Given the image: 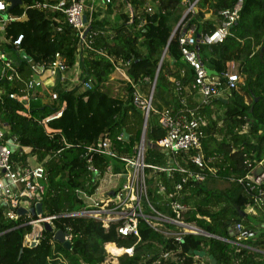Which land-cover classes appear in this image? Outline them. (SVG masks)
Masks as SVG:
<instances>
[{"label":"trees","instance_id":"16d2710c","mask_svg":"<svg viewBox=\"0 0 264 264\" xmlns=\"http://www.w3.org/2000/svg\"><path fill=\"white\" fill-rule=\"evenodd\" d=\"M128 1L133 11L132 22L110 28L101 21L89 22L86 37L91 45L80 53L78 33L61 12L30 10L23 21L9 22L6 27L8 41L24 36L21 47L35 63L46 65L55 53L63 56L69 69L78 62L81 81L69 90L59 84L55 88L58 100L54 104L32 103L26 116L19 114L24 110L23 105L9 98L11 93L22 95V85L17 81H0L5 91L0 97V127L30 150L22 154L14 150L12 157L21 167L27 165L30 156L44 164L43 211L45 216L57 217L54 230H44L37 245L30 247L23 244L24 235L31 231L30 226L22 225L25 218L7 220L0 209V264H103L108 243L134 249L133 256H120L118 264H201L204 259L208 264H264V215L258 208L257 216L247 214L254 204L255 192L237 182L252 174L264 160V54L262 59L259 57L264 47V0H243L239 20L221 44L207 46L197 42L195 48L200 58L207 69L220 76L224 86L229 63L235 64V72L243 78L239 89L226 101L217 98L205 107L197 99L194 72L184 62L178 40L193 27L197 40L213 33L222 23L220 12L232 8L237 0ZM46 2L52 0H22V6L9 13L20 17L25 7ZM194 3L196 10L188 12ZM208 13L211 19L206 18ZM91 33L94 35L90 37ZM1 47L7 53L12 50L7 43H1ZM116 67L123 69L146 97L155 82L152 96L155 110L169 109L175 113L181 109L180 98H183L188 107L198 108L206 119L202 149L207 167L201 170L184 162L181 166L203 173L215 185L188 179L182 184L181 196L177 199L191 207L185 213V221L194 223L209 236L186 235L178 242L140 219L137 242L136 238L119 235L117 224L105 229L94 219L63 217L82 209L77 190L91 194L99 187V180L88 171L84 148L107 135L117 154L131 156L133 147L141 139L143 112L130 104L133 87L111 78ZM16 71L23 79L35 75L26 60L20 61ZM172 79L179 82L181 97ZM85 82L91 83L90 89L83 88ZM62 102L65 107L61 117L47 122L52 130L49 134L42 121L58 112ZM124 133L129 137L127 140ZM164 135L157 114L151 112L145 134L146 141L152 144L146 150L147 164H167L166 156L155 147ZM94 164L102 177L110 165L114 173L119 171L117 164L101 156L94 159ZM146 173L152 206L158 213L173 217L170 204L176 198L170 194L185 175L175 172L167 177L166 173L151 169ZM156 179L165 186L163 196L156 192ZM218 181L226 185L217 187ZM236 222L257 228L255 239L248 244L263 253L248 249L235 252L231 244L218 239L229 238L228 228ZM68 227L72 234L69 247L54 239L56 231H66Z\"/></svg>","mask_w":264,"mask_h":264},{"label":"built area","instance_id":"2783aa9c","mask_svg":"<svg viewBox=\"0 0 264 264\" xmlns=\"http://www.w3.org/2000/svg\"><path fill=\"white\" fill-rule=\"evenodd\" d=\"M104 1L109 2L110 0ZM194 5L195 3L190 6V11L192 12ZM242 5L243 0H237L232 8L221 11L222 23L220 26L213 33L204 35L201 40L195 38L194 27L188 32L182 33L179 37L178 42L182 58L194 72L195 84L198 86L199 96L197 95V99L200 100L201 107L208 106L217 98L227 99L231 96L232 92L239 89V85L243 82V78L240 75L227 70L224 75L226 79L224 86L220 76L208 72L205 63L195 48L197 42H201L207 46L221 44L230 34L232 26L239 20ZM8 8L9 3L6 0H0V81L6 79L8 81H17L22 85V95L11 93L9 94V98L23 105L24 110L20 111L19 114L26 116L30 109V102L36 99L33 94L47 85L51 84L53 87L49 92L51 100L53 102L58 100V94L55 90L56 81L64 82L65 75L70 69L60 53H55L46 65L35 63L30 58V60L26 61L30 64L31 70L35 75L23 79L21 74L16 71L19 65L16 66L13 59L19 63L25 60L21 57V54L25 53L21 47L24 36L19 35L14 41H8L5 38L8 23L23 21L30 10L43 12L46 9H51L61 12L68 24L78 33L80 40L78 53L84 48H89L91 41L86 37L88 23L83 17L84 0H52L50 3H36L35 5L25 7L24 13L20 17L11 15ZM149 11H151V8H149ZM93 35L92 33L89 34L90 37ZM1 43L10 44L12 47L11 52H5L1 47ZM75 66L79 67V63L77 62ZM115 71L122 72V77L134 89L129 95L131 106L143 112L144 122L141 139L133 147V154L131 156L117 154L113 150L111 138L107 135L100 136L95 144L86 146L84 152L88 171L92 172L99 181L106 182L108 178L109 180L116 178L121 179L122 183L113 187L109 186L105 190H99L98 187L91 194L77 190L76 194L82 201V209L68 212L63 217L94 219L100 221L105 229H108L111 224H117L116 231L119 235L136 238L137 242L140 240L138 229L140 219L154 230L164 234L166 237H173L178 242H181L182 238L186 235L209 236L197 228L194 223L185 221V213L190 211L191 207L177 199L181 196L182 184L188 179H194L202 183L207 180L203 173H195L181 166V162H184L185 164L190 163L201 170L207 167L202 149V140L205 137L204 128L207 125L206 119L199 114L198 108L188 107L183 98H180L181 109L175 113L169 109L162 111L155 110L152 107L153 86L149 96L146 97L132 83L123 69L116 67ZM172 81H174L177 93L181 97L179 82L175 79H172ZM83 88L90 89L91 83H83ZM3 94H5V91L1 87L0 82V97ZM64 107L65 103L62 102L58 112L42 121L47 133H52V130L47 127V122L60 118ZM151 112L157 114L158 123L165 130V135L155 145L167 158V164L163 166H152L145 161L147 150L145 134ZM24 149L26 147L20 145L17 137L7 133L4 128L0 127V209L4 211L7 220L18 221L21 217L25 218L22 225L30 226L31 231L24 235L23 244L24 246H30L33 242H39L45 230L44 224H49L54 230L53 222L57 217L45 216L44 211L38 215L29 212L30 209H34L39 203L43 206V198L46 192V177L43 163L36 161L33 165L27 160V165L23 167L16 164L12 155L17 151L22 154L25 152ZM189 153L191 154L189 155ZM98 156L117 164L119 171L114 173L113 166L110 165L106 168L104 177H102L94 164V159ZM258 167L263 168L260 174H256L255 170L245 178L237 180L238 183L249 188L251 192H255L253 196L254 204L247 210V214L249 215H256L257 208L264 213V160ZM147 169L164 172L167 177H171L175 172L185 175L182 183L175 186V192L170 194V197L176 198L170 204L174 214L173 217L158 213L152 206L147 192ZM111 192H114V194H111ZM156 192L160 196L165 195L166 192L165 186L159 180L156 181ZM20 209L26 210V214L21 215L19 213ZM198 217L200 218V216ZM205 219L208 220V218ZM62 232L64 233V239L71 242V228L68 227L66 231ZM256 234V230L241 222H236L228 228L229 238L218 239L231 244L235 252L248 249L263 253L248 244L249 240L255 239ZM109 244H113L120 251V254L108 251L107 245ZM105 252L107 257L103 264H117L120 256H133L134 249L133 247H119L117 243H108L105 245Z\"/></svg>","mask_w":264,"mask_h":264},{"label":"crops","instance_id":"0c3cea01","mask_svg":"<svg viewBox=\"0 0 264 264\" xmlns=\"http://www.w3.org/2000/svg\"><path fill=\"white\" fill-rule=\"evenodd\" d=\"M83 17L87 23L101 21L105 24V26L110 28V27L121 25L122 23L130 24L133 18V11L131 8V4L129 3L128 0H110L109 2H106L104 0H84V16ZM233 64L234 63L228 64V71L235 72V64L234 65ZM212 74L216 75L215 73H212ZM115 76L122 77V72L115 71L112 74V77L114 78ZM80 79H81V70L78 66H75L66 73L64 82L56 81V86H59V84H61L62 88L67 89L65 88L67 86L65 84L66 81H69L71 84H73V83H80L81 81ZM50 86L52 87L51 84ZM31 104L32 102H30V107H31ZM24 151L25 153H28L30 150L29 148H26L24 149ZM32 158L36 161L35 157H29L28 160L30 161ZM208 181H211V180L208 179L206 183ZM214 184L215 183L211 181V184H207V185L214 186ZM257 214H258V211H257ZM257 214L252 215V216H257ZM262 214L264 215L263 212Z\"/></svg>","mask_w":264,"mask_h":264},{"label":"water","instance_id":"95a60500","mask_svg":"<svg viewBox=\"0 0 264 264\" xmlns=\"http://www.w3.org/2000/svg\"><path fill=\"white\" fill-rule=\"evenodd\" d=\"M6 1L9 3V8H8L9 11L13 10L14 8H16L17 6H20V5L22 4V0H6ZM188 12H189V11H188ZM188 12H187V13H188ZM187 13L184 15V17L187 15ZM184 17H183V18H184ZM183 18H182V19H183ZM178 26H179V25H178ZM178 26L175 28V30H174V32L172 33V36H171L170 39H172V37H173V35L175 34V32H176ZM165 53H166V50L164 51V53H163V55H162L161 62H162L163 59H164ZM263 54H264V47L261 48V50H260V54H259L260 59H262ZM8 55H10V54H8ZM21 57H22L23 59H25V60H30V57H28L25 53H22V54H21ZM13 60H14L15 65L18 66V65H19V62H18L17 60H15V59H13ZM208 72H209V73H215V74H216V72L211 71V70H209V69H208ZM154 85H155V82H154V84H153L152 93H153V91H154ZM128 138H129L128 135H127L126 133H124V139L127 140ZM147 147H152V144H150V142H148V141H147ZM262 169H263L262 167H258V168L256 169V174H260V173L262 172ZM111 194H114V192H111ZM29 212L32 213V214H35V215H36V214H37V215H38V214H42V213H43V206H42V204H41V203L37 204L36 207H35L34 209H30ZM19 213H20L21 215H25V214H26V210H24V209H20V210H19ZM241 217H242V218L245 217V213H244V212H242ZM44 226H45V230L53 231L52 227H51L49 224L46 223V224H44ZM54 239H55L56 241H59L60 243L64 244L65 246H68V247L70 246V243L64 239V233H63L61 230H58V231L55 232V234H54ZM36 245H37V242H33V243L30 245V247H33V246H36ZM204 255H205L204 252L201 253V256H202V257H203Z\"/></svg>","mask_w":264,"mask_h":264},{"label":"rangeland","instance_id":"374dc122","mask_svg":"<svg viewBox=\"0 0 264 264\" xmlns=\"http://www.w3.org/2000/svg\"><path fill=\"white\" fill-rule=\"evenodd\" d=\"M192 5V4H191ZM190 5V6H191ZM196 10V8L194 7L193 8V11H195ZM187 11H190V7H189V9L187 10ZM206 17L207 18H209V19H211L212 18V16H211V14H206ZM111 78H113L112 76H111ZM113 79H117V80H123V81H125V82H127L123 77H117V76H115ZM47 82H49V81H47ZM65 84L67 85L65 88H67V89H74V88H76L77 86H79V83H73V84H71L69 81H66L65 82ZM60 86H61V84H60ZM57 87V86H56ZM62 87V86H61ZM53 89V87H51L50 85H47L46 87H44V88H42L41 89V91L39 92H36V93H34L33 94V96H35L36 97V99H33L31 102L32 103H36V102H39V103H41V104H54L53 103V101L51 100V98H50V96H49V92L51 91ZM80 90H82V88L80 89ZM37 96H38V98H37ZM40 97V98H39ZM220 113V112H219ZM6 131V130H5ZM7 132V131H6ZM31 164H35L36 163V161L32 158L30 161H29ZM207 181V180H206ZM121 184L122 183V180L121 179H116V178H112L111 180H109V178H108V181H106V182H102V181H99L98 182V185H99V190H105V189H107L109 186H111V187H113V186H115V185H117V184ZM207 184H211V181H208L207 182ZM215 185V184H214ZM226 184H225V182H216V186L217 187H220V188H223L224 186H225ZM115 247V246H114ZM110 251H112L114 254H118L119 252L117 251V250H115L114 248H112V249H110ZM120 254V253H119ZM204 264H208V262L204 259L203 261H202ZM117 264H118V262H117Z\"/></svg>","mask_w":264,"mask_h":264},{"label":"bare ground","instance_id":"6f19581e","mask_svg":"<svg viewBox=\"0 0 264 264\" xmlns=\"http://www.w3.org/2000/svg\"><path fill=\"white\" fill-rule=\"evenodd\" d=\"M112 248H114V249L116 250V248L114 247L113 244H109V245H107V250H108V251H110V249H112ZM119 253H120V251H119Z\"/></svg>","mask_w":264,"mask_h":264}]
</instances>
